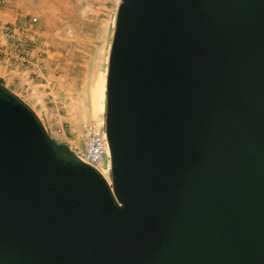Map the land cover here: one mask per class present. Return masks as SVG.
Segmentation results:
<instances>
[{"label": "water", "instance_id": "obj_1", "mask_svg": "<svg viewBox=\"0 0 264 264\" xmlns=\"http://www.w3.org/2000/svg\"><path fill=\"white\" fill-rule=\"evenodd\" d=\"M110 183L0 82V264H264V0H120Z\"/></svg>", "mask_w": 264, "mask_h": 264}, {"label": "rangeland", "instance_id": "obj_2", "mask_svg": "<svg viewBox=\"0 0 264 264\" xmlns=\"http://www.w3.org/2000/svg\"><path fill=\"white\" fill-rule=\"evenodd\" d=\"M119 2L29 0L31 16L37 19L33 32L46 49L42 70L32 77L39 85L40 102L30 106L56 142L75 139L76 146H69L74 151L84 145L85 124L104 122V108L94 106L92 89L98 77H105Z\"/></svg>", "mask_w": 264, "mask_h": 264}, {"label": "built area", "instance_id": "obj_3", "mask_svg": "<svg viewBox=\"0 0 264 264\" xmlns=\"http://www.w3.org/2000/svg\"><path fill=\"white\" fill-rule=\"evenodd\" d=\"M8 1L0 0L1 5ZM36 17L21 19L14 23H0V62H6L10 68L28 69L31 74L41 72L45 45L34 34L28 36L20 31L29 29L36 22ZM34 35V37H33ZM86 139L82 148L75 151L85 163L94 167L110 183V157L104 122L84 125Z\"/></svg>", "mask_w": 264, "mask_h": 264}, {"label": "crops", "instance_id": "obj_4", "mask_svg": "<svg viewBox=\"0 0 264 264\" xmlns=\"http://www.w3.org/2000/svg\"><path fill=\"white\" fill-rule=\"evenodd\" d=\"M32 13L33 11L30 8L29 0L8 1L5 5L0 4V23H14L21 19L31 18ZM34 32L33 28L32 31H29V29L20 31L21 34H24L29 38L31 37L30 35L34 34ZM46 57L47 58H44V61L45 63H48V55H46ZM41 61L43 62V59ZM32 77L33 75L28 69H23L21 67L10 68L6 62H0V81L15 93L19 94L16 89L25 93L31 102H29L24 96L21 97H23L29 105L34 107V103L38 104V102H40V96L38 94L39 90L37 89L39 85L35 83V78ZM66 143L72 149L73 145L76 146L77 144L75 139L72 138L68 139Z\"/></svg>", "mask_w": 264, "mask_h": 264}, {"label": "bare ground", "instance_id": "obj_5", "mask_svg": "<svg viewBox=\"0 0 264 264\" xmlns=\"http://www.w3.org/2000/svg\"><path fill=\"white\" fill-rule=\"evenodd\" d=\"M104 93H105V77H98L92 89V100L94 106L101 110H103L104 108V104H103L104 96H105Z\"/></svg>", "mask_w": 264, "mask_h": 264}, {"label": "trees", "instance_id": "obj_6", "mask_svg": "<svg viewBox=\"0 0 264 264\" xmlns=\"http://www.w3.org/2000/svg\"><path fill=\"white\" fill-rule=\"evenodd\" d=\"M1 82V81H0Z\"/></svg>", "mask_w": 264, "mask_h": 264}]
</instances>
